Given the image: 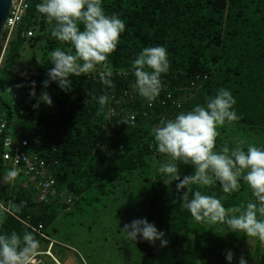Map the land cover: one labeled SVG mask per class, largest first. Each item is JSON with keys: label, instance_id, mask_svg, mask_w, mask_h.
Here are the masks:
<instances>
[{"label": "trees", "instance_id": "16d2710c", "mask_svg": "<svg viewBox=\"0 0 264 264\" xmlns=\"http://www.w3.org/2000/svg\"><path fill=\"white\" fill-rule=\"evenodd\" d=\"M26 2L25 16L29 21L16 38V45L13 47L12 40L9 42L0 64V89H12L8 91L12 110L7 129L13 126L19 137L28 141L25 150L52 163L54 175L69 192L82 194L93 185L113 187L123 175L138 170L149 174L146 171L153 159L159 164L166 160L156 151L152 133L161 117L171 118L180 111L204 105L205 98L215 95L219 88L231 91L236 100L233 107L240 116L239 121L226 125L237 131L245 130L251 137L252 134L264 137V0H102L106 13L119 14L126 24L116 51L106 66H98L86 76L71 77L69 92L51 82L45 90L53 105L42 103L38 109L32 107L35 100L29 98L28 85L34 80L39 96L51 67L48 53L67 46L51 36L44 18L37 12L36 5L41 0ZM33 27L37 36H23ZM43 39V60L37 71L16 73L15 59L24 42L34 46ZM3 43L4 40L0 43V54ZM157 45L167 49L170 69L162 74L164 87L159 97L149 105L131 88L134 82L131 62L144 47ZM109 72L114 87L106 88L100 75ZM17 84L24 86L17 88ZM85 91L97 97L110 96L101 115H97V101L86 96ZM168 94L174 99L185 94L194 97L176 108L167 100ZM131 113L135 114L134 123H120ZM241 143L228 134L219 135L217 150L224 145L231 149ZM179 167L182 175L192 171L183 164ZM163 179L167 181L160 173L154 179L149 175L144 177L152 189L146 218L165 232L168 245L160 247L157 241L153 246L143 241L140 264H228L226 250H232L238 258L237 248L222 240L218 231H229L227 226L196 223L181 206L174 183L170 185L167 181L170 196L165 195ZM3 182L0 200L5 205L11 201L8 206L13 215H6L0 222V233L22 234L25 230H36L39 225L45 229L56 218L55 211H48L50 203L32 201L21 188ZM201 190L222 198L226 208L243 206L252 199L242 181L240 190L230 196L222 192L218 182ZM30 207H34V212ZM34 235L43 241L37 232ZM260 249L258 245L256 255ZM260 264H264V253Z\"/></svg>", "mask_w": 264, "mask_h": 264}, {"label": "clouds", "instance_id": "9594fccd", "mask_svg": "<svg viewBox=\"0 0 264 264\" xmlns=\"http://www.w3.org/2000/svg\"><path fill=\"white\" fill-rule=\"evenodd\" d=\"M36 10L49 26L51 36L67 47H57L48 53L51 67L46 72L47 78L42 82L39 96L36 82L29 83V98L35 100L34 109L42 103L53 105L50 94L45 90L51 82H55L62 91L69 92L73 83L71 77L86 76L95 72L98 66H106L126 28L119 14L106 13L102 0H41ZM29 31L34 37V30ZM28 32H24L23 36L31 38ZM6 37L4 30L0 64L6 53ZM169 69L168 51L164 46L144 47L131 62L133 92L151 105L163 90L162 74H167ZM21 75L26 76L27 73ZM100 81L106 88L114 87L110 72L101 74ZM23 86L16 85L17 88ZM7 90L12 92L11 88ZM85 93L97 101V115H101L109 104L110 96L103 94L97 97L92 92ZM205 99L204 105L180 111L171 118L161 117L154 130L153 141L156 151L166 160L159 165L158 171L170 185L175 184L181 206L196 223L226 225L229 232H242L246 237L264 244V148L249 144L245 149L241 143L231 149L224 145L217 150L218 129L226 123L239 121L240 116L233 107L236 100L226 88H219L215 95ZM134 121L135 114L131 113L120 123L130 125ZM180 164L189 166L191 173L182 175ZM17 175L15 168L7 172L9 180ZM241 181L253 198L243 206L226 208L222 198L201 190L218 182L222 192L230 196L240 190ZM193 186H196L195 189ZM120 231L126 239L134 242L142 240L155 246L159 241L160 247L168 245L165 232L146 217L125 223ZM34 232L33 229L22 234L16 231L0 233V264H32L40 248V241ZM225 258L228 264H233L234 258L236 264H248L243 255L236 258L232 250H226Z\"/></svg>", "mask_w": 264, "mask_h": 264}, {"label": "rangeland", "instance_id": "374dc122", "mask_svg": "<svg viewBox=\"0 0 264 264\" xmlns=\"http://www.w3.org/2000/svg\"><path fill=\"white\" fill-rule=\"evenodd\" d=\"M28 21L29 17L25 16L19 27L22 26L16 27L12 37L13 47L17 43L18 39L16 38L24 31V25ZM34 28L36 27H33V30ZM47 28L49 29V26ZM37 35L38 32L35 29L34 37ZM44 46V39L34 46H30L27 41L24 42L15 59V72L20 73L23 70L29 73L36 72L43 60ZM6 47L5 44V50ZM4 91L0 89V115L10 123L12 101L8 90ZM193 97V95L185 94L178 99L182 104ZM156 127L152 129V133ZM7 131L14 139L20 136L18 130L13 126L9 125ZM218 131L219 135L228 134L232 140L240 141L244 145L252 144L264 148L262 135L252 134L251 137L245 130L237 131L235 127L226 124ZM2 140L3 138H0V147ZM24 152L28 155L31 154L29 149ZM1 153L2 149L0 148V155ZM159 165V162L153 159L150 169L146 171L149 174H141V171L138 170L123 175V179L115 182L113 187L109 184L103 188L93 185L82 194L69 192L58 176L54 175L53 170H47V174H44L45 178L54 177L58 180L55 186L56 196L50 201L51 208L48 210L55 211L56 218L45 226L43 234L49 241L42 238L43 241H40L38 254L34 257L32 264H140L143 241L134 242L126 239L120 228L135 218L147 216L152 189L150 182H146L144 177L149 175L151 179L156 178L159 174ZM11 169L6 163H0V186L5 183L3 181H9L12 187L21 188L29 195L30 200L35 201L37 190L34 178L28 176L21 169L15 168L18 175L15 179L9 180L7 172ZM163 177L165 176L163 175ZM163 183L166 187L165 195L169 197L170 186L164 179ZM70 197L71 203L68 202ZM1 202L4 204L3 201ZM10 202L7 204L11 206ZM33 209L34 207L29 208L34 212ZM218 231L221 233V239L233 244L240 256L243 255L247 259L248 264L261 263L264 244L256 239L246 237L242 232ZM258 245L261 249L256 255L255 250Z\"/></svg>", "mask_w": 264, "mask_h": 264}, {"label": "built area", "instance_id": "2783aa9c", "mask_svg": "<svg viewBox=\"0 0 264 264\" xmlns=\"http://www.w3.org/2000/svg\"><path fill=\"white\" fill-rule=\"evenodd\" d=\"M27 9L26 0H14L12 4L11 12L7 18L5 24V33L7 37L5 39V44L7 45L12 32L20 24L23 15ZM29 37L33 36V33L29 31L27 33ZM193 86V83H192ZM167 100L171 101L173 107L179 108L181 101L179 99H174L171 94L167 95ZM165 103L162 102V105ZM8 122L0 115V138L2 140V153L1 159L3 163L13 168H19L24 171L28 176L34 178L35 189L37 190L36 202L40 204H49L50 201L56 196L55 186L57 184L54 177H44V174H47V170L53 169L51 162L45 160L44 158L26 154L24 150L29 146V143L26 139L22 137H17L16 139L12 138L10 133L7 131ZM55 162L54 165H56ZM68 202L71 203V197L68 199ZM6 215H13L11 209L4 205L0 200V221L4 219ZM44 227L39 225L35 232H37L42 238L46 239V236L43 234Z\"/></svg>", "mask_w": 264, "mask_h": 264}, {"label": "water", "instance_id": "95a60500", "mask_svg": "<svg viewBox=\"0 0 264 264\" xmlns=\"http://www.w3.org/2000/svg\"><path fill=\"white\" fill-rule=\"evenodd\" d=\"M14 0H0V42L3 36L4 26L11 12Z\"/></svg>", "mask_w": 264, "mask_h": 264}, {"label": "crops", "instance_id": "0c3cea01", "mask_svg": "<svg viewBox=\"0 0 264 264\" xmlns=\"http://www.w3.org/2000/svg\"><path fill=\"white\" fill-rule=\"evenodd\" d=\"M54 258V257H53ZM55 259V258H54ZM56 260V259H55Z\"/></svg>", "mask_w": 264, "mask_h": 264}]
</instances>
